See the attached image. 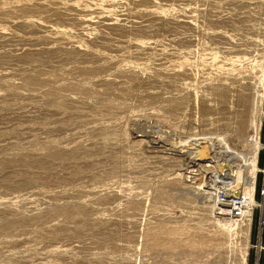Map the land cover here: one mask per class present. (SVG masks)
<instances>
[{"label": "rangeland", "instance_id": "rangeland-1", "mask_svg": "<svg viewBox=\"0 0 264 264\" xmlns=\"http://www.w3.org/2000/svg\"><path fill=\"white\" fill-rule=\"evenodd\" d=\"M254 120L264 0H0V264H242L208 184Z\"/></svg>", "mask_w": 264, "mask_h": 264}, {"label": "built area", "instance_id": "built-area-1", "mask_svg": "<svg viewBox=\"0 0 264 264\" xmlns=\"http://www.w3.org/2000/svg\"><path fill=\"white\" fill-rule=\"evenodd\" d=\"M258 140L261 144V150H264V145H262L261 141V135L259 133ZM259 151V154H260ZM258 154V158H259ZM259 172L264 174V170H260ZM253 185V194H252V200L255 204L253 206L251 204V199L249 198L246 193H241L240 190H242V187L239 185L237 187H228L221 183L222 188L218 189L216 192L212 189V185H209L210 190L213 191V198L215 203V214L221 218L230 220L232 222H235L239 224V222L242 224L246 221H250L251 225L254 219V214L257 209L261 212V217L259 219V229L257 234V244L256 246H253L254 249L257 250L259 257L262 252H264V182L260 189H256L257 185V173L255 175V178L252 179ZM215 187V186H214ZM233 189V191L231 190ZM257 197L259 198V202L256 201ZM258 257V262H259Z\"/></svg>", "mask_w": 264, "mask_h": 264}, {"label": "bare ground", "instance_id": "bare-ground-1", "mask_svg": "<svg viewBox=\"0 0 264 264\" xmlns=\"http://www.w3.org/2000/svg\"><path fill=\"white\" fill-rule=\"evenodd\" d=\"M260 98L261 99L259 100V97H258V100L256 102L257 104H259V106H261V103H262V96ZM242 125L244 127H245V125H248L247 121L243 120ZM251 126H252V130H253V132H255L256 136H254V137L252 136V138L249 139V143L253 149L255 148V151H253L251 155H248V158L246 157V155L237 154L236 152L227 151V152H225V156L229 155L230 156L229 160L223 159L221 162H220V160L215 162L216 163L215 166H217V169H218L216 173H217V175L219 174L218 177L216 178V182H217L216 191L218 189L222 188L221 183L228 186L229 188L230 187L235 188V187L240 185L242 188H244L246 195H248L249 198L251 199V204L253 206H255V204L252 200V194H253L252 192H253V185H254V183H252V179L255 178L256 173L259 172L257 156H258L259 151L262 147L259 140H258L259 139L258 138L259 130H260L259 128L261 125L257 122V120L256 121L254 120V121H252ZM258 146H261V147L259 148ZM245 157H246V160L244 161ZM230 158L232 159V161ZM235 161H239V162L236 163L235 165H233L234 169L228 170V173L226 172V170H223V165H225L228 162L234 163ZM214 168L216 169V167H214ZM190 173H192V172H190ZM228 221H230V220H228ZM243 224H245V222ZM250 228H251V222L246 221L245 236L247 238V242L243 247L242 264H245L247 262L246 261L247 251H248L249 246H250V244H249Z\"/></svg>", "mask_w": 264, "mask_h": 264}, {"label": "crops", "instance_id": "crops-1", "mask_svg": "<svg viewBox=\"0 0 264 264\" xmlns=\"http://www.w3.org/2000/svg\"><path fill=\"white\" fill-rule=\"evenodd\" d=\"M263 264H264V261H263Z\"/></svg>", "mask_w": 264, "mask_h": 264}]
</instances>
